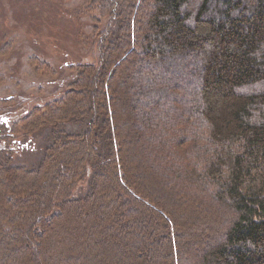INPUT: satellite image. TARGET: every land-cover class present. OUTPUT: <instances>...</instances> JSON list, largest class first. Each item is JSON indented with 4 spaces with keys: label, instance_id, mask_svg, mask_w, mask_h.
<instances>
[{
    "label": "trees",
    "instance_id": "16d2710c",
    "mask_svg": "<svg viewBox=\"0 0 264 264\" xmlns=\"http://www.w3.org/2000/svg\"><path fill=\"white\" fill-rule=\"evenodd\" d=\"M105 5L115 28L84 97L106 134L89 139L93 111L67 91L44 140L33 113L9 126L0 107V264H264V0ZM124 106L143 165L180 196L169 208L131 176L121 189Z\"/></svg>",
    "mask_w": 264,
    "mask_h": 264
},
{
    "label": "rangeland",
    "instance_id": "374dc122",
    "mask_svg": "<svg viewBox=\"0 0 264 264\" xmlns=\"http://www.w3.org/2000/svg\"><path fill=\"white\" fill-rule=\"evenodd\" d=\"M98 3L99 0H0V96L4 99L11 97L8 101H0V107H4L1 116L9 126L33 113L31 120L35 128L30 130L34 132L36 128H41L39 138L44 140L49 132L47 129L45 131L47 124L43 125L42 120L47 122L49 114L64 117L70 112L72 100L67 99L62 104V108L67 110L57 114L58 104L67 91L66 95L78 98L76 103L90 106L88 112L93 111L88 135L91 134V128L94 133L89 139H95L96 142V138L106 134L105 127L99 126L104 111L98 110L100 105H95L91 98L84 97L86 83L94 87L88 90L89 93L96 87V82L89 80L94 76L87 67L96 65V68L101 69L98 51L100 39L115 28L114 11L108 5H105L106 9H101ZM79 66L87 71L78 73ZM125 68L128 69V66ZM55 101L58 104H54L55 108L52 109L49 105ZM30 109L32 111L25 115ZM130 112L129 106H124L117 117L115 111L113 116L115 129L121 125L128 144L125 150L128 156L126 166L122 154L124 184L121 189L124 188L129 194L126 176H131L133 180L130 178L129 184L143 193L144 199L153 197L161 203L160 206L166 209L167 205L169 208L170 197L179 201L180 196L177 192L160 187L159 178L143 165L136 134L131 130L133 117ZM65 118L69 126L79 122L72 115ZM6 133L10 134L8 131ZM25 137L27 135L23 130L21 135L18 132L15 136L16 139L24 138L26 142L28 139ZM98 147L101 154L105 153L106 149H102L101 144ZM88 172L89 168L87 175ZM84 182L80 180L79 184L84 187ZM125 206L129 208L133 205L129 202Z\"/></svg>",
    "mask_w": 264,
    "mask_h": 264
}]
</instances>
